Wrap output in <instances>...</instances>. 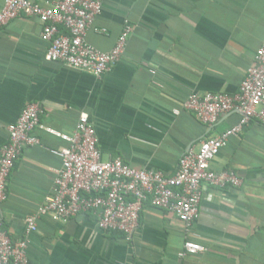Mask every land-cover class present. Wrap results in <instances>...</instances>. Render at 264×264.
Listing matches in <instances>:
<instances>
[{"label":"crops","instance_id":"obj_1","mask_svg":"<svg viewBox=\"0 0 264 264\" xmlns=\"http://www.w3.org/2000/svg\"><path fill=\"white\" fill-rule=\"evenodd\" d=\"M126 19L133 30L124 53L100 79L45 59L48 43L37 18L20 15L0 25V144L28 103H39L44 127L7 180L1 208L12 239L23 237L24 218L52 190L61 159L51 150L68 146L45 128L71 134L86 111L103 160L118 157L172 175L187 150L238 121L229 112L206 126L181 103L190 93L238 91L264 39V0H103L86 40L110 51ZM211 167L234 170L242 183L202 184L199 215L188 231L150 204L131 240L100 230L95 211L65 223L42 216L28 238V264H264V126L252 120L229 137ZM187 239L205 249L183 253Z\"/></svg>","mask_w":264,"mask_h":264},{"label":"built area","instance_id":"obj_2","mask_svg":"<svg viewBox=\"0 0 264 264\" xmlns=\"http://www.w3.org/2000/svg\"><path fill=\"white\" fill-rule=\"evenodd\" d=\"M102 5L103 0H56L51 4H42L39 0H4L0 25L20 15L37 18L43 24L41 38L48 43L45 59L61 61L100 79L121 59L133 30L126 19L110 51L92 46L86 40V33L101 13ZM181 106L206 126L213 125L229 112H237L239 119L231 127L205 137L187 150L172 175L138 169L118 157L103 160L95 128L86 111L79 113L71 134L45 128L67 141L68 146L51 150L61 159L52 190L35 211L24 218L23 237L12 239L3 229L1 208L7 198V180L23 149L40 143L35 130L44 128L40 123L43 110L39 103L25 105L17 120L8 126L6 142L0 144V264H28V238L42 216L65 223L78 213L95 211L100 230L119 232L126 240H131L143 207L150 204L175 215L188 231L199 215L202 184L222 188L242 183L234 170H214L211 161L229 137L242 133L252 120L264 126V39L238 91L233 94L190 93ZM173 113L178 114L179 110L174 109ZM204 249L203 245L189 239L183 245V253Z\"/></svg>","mask_w":264,"mask_h":264}]
</instances>
